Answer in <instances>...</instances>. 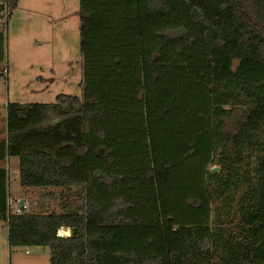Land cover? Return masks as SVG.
Here are the masks:
<instances>
[{
  "label": "trees",
  "instance_id": "trees-1",
  "mask_svg": "<svg viewBox=\"0 0 264 264\" xmlns=\"http://www.w3.org/2000/svg\"><path fill=\"white\" fill-rule=\"evenodd\" d=\"M79 19L82 96L7 105L8 246H47L50 264H264V0H79ZM10 158L22 187L74 201L8 212Z\"/></svg>",
  "mask_w": 264,
  "mask_h": 264
},
{
  "label": "rangeland",
  "instance_id": "rangeland-1",
  "mask_svg": "<svg viewBox=\"0 0 264 264\" xmlns=\"http://www.w3.org/2000/svg\"><path fill=\"white\" fill-rule=\"evenodd\" d=\"M1 40L0 139L5 135L9 103H51L60 95L82 96L79 0H15L14 4L0 0ZM237 118L235 112L226 120L227 127ZM7 194L14 203L26 199L28 212H36L37 207L59 212L66 201H74L64 190L24 188L12 176ZM58 234L70 235V230ZM26 247H9L7 226L0 221V264H50L47 246H29L28 253Z\"/></svg>",
  "mask_w": 264,
  "mask_h": 264
},
{
  "label": "built area",
  "instance_id": "built-area-1",
  "mask_svg": "<svg viewBox=\"0 0 264 264\" xmlns=\"http://www.w3.org/2000/svg\"><path fill=\"white\" fill-rule=\"evenodd\" d=\"M12 199L8 198V212L10 213H21L28 209V201L26 199H16V202H12ZM26 253L29 252V247H26L25 250Z\"/></svg>",
  "mask_w": 264,
  "mask_h": 264
},
{
  "label": "crops",
  "instance_id": "crops-1",
  "mask_svg": "<svg viewBox=\"0 0 264 264\" xmlns=\"http://www.w3.org/2000/svg\"><path fill=\"white\" fill-rule=\"evenodd\" d=\"M12 160H7V169H8V176L19 178V167L16 158H11ZM11 162V163H9ZM13 162V163H12Z\"/></svg>",
  "mask_w": 264,
  "mask_h": 264
},
{
  "label": "water",
  "instance_id": "water-1",
  "mask_svg": "<svg viewBox=\"0 0 264 264\" xmlns=\"http://www.w3.org/2000/svg\"><path fill=\"white\" fill-rule=\"evenodd\" d=\"M214 169H217V167H214ZM75 233V229H73V234Z\"/></svg>",
  "mask_w": 264,
  "mask_h": 264
}]
</instances>
